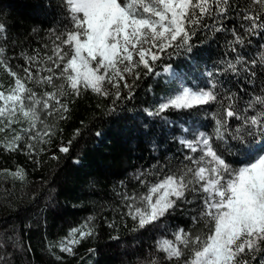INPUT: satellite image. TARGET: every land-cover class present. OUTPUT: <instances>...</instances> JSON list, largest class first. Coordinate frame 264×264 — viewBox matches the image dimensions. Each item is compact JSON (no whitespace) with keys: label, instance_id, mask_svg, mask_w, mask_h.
I'll list each match as a JSON object with an SVG mask.
<instances>
[{"label":"snow or ice","instance_id":"obj_1","mask_svg":"<svg viewBox=\"0 0 264 264\" xmlns=\"http://www.w3.org/2000/svg\"><path fill=\"white\" fill-rule=\"evenodd\" d=\"M60 7V27L49 30L51 44L44 45L49 50L43 57L39 52L21 53L25 64L17 72L0 47V68L12 77L8 87L0 83V133L5 134L0 148L29 156L43 152L39 146L52 142L55 121L67 119L71 98L82 90L108 96V84L119 100L122 85L131 98L141 69L144 75H158L157 62L178 50L191 55L198 34L230 32L232 39L226 43L236 55L222 60L224 67L216 73H207L205 87L181 84L145 110L168 123L169 111L218 105L212 134L201 131L191 139L181 138L179 143L191 153L183 157L187 163L138 173L134 178L143 191L120 197L123 216L134 222L133 231L158 225L183 205H196L191 221L200 227L177 228L171 239H158L155 252L162 255L153 254L147 264H253L258 256L264 259V87L241 106L238 93L223 90L216 78L219 72L243 73L251 81L257 67H264V53L257 60L238 52L246 37L264 38V0H61ZM233 17L240 23L229 29L226 22ZM164 72L181 75L171 64ZM232 121L238 122L235 128ZM68 145L61 144L59 152L68 153ZM228 156L241 160L234 165ZM3 171L25 179L22 168ZM92 220L71 229L60 251L74 255V246L95 234Z\"/></svg>","mask_w":264,"mask_h":264},{"label":"trees","instance_id":"obj_2","mask_svg":"<svg viewBox=\"0 0 264 264\" xmlns=\"http://www.w3.org/2000/svg\"><path fill=\"white\" fill-rule=\"evenodd\" d=\"M60 4L61 0H0V25L5 28L0 33V47L14 71L20 72L25 64L21 53L39 52L43 57L49 50L44 45L51 44L49 30L60 27ZM226 23L231 29L240 21L233 17ZM231 39L230 32L198 34L191 55L178 50L165 56L155 66L158 75H144L141 69L131 98H126L128 89L122 85L119 100L112 88L106 89L108 96L82 90L71 98L67 119L55 121L52 142L39 146L43 152L29 156L0 148V264H147L153 254L162 255L155 252L158 239H171L177 228H199L191 221L196 213L194 203L176 209L158 225L133 231L134 222L123 216L126 209L120 194L143 191L134 178L142 171L154 173L160 167L167 170L187 163L183 157L191 153L179 143L181 138L191 139L201 131L212 134V114L218 105L169 111L168 123L145 110H152L161 97L171 94L179 81L188 87H205L207 73H216L224 67L222 60L236 55L226 43ZM261 44V36H248L238 52L246 59L259 60L264 53ZM169 64L180 70L179 78L164 74ZM216 78L225 86L223 90L238 93L244 106L264 87V67H257V76L251 81L243 73L219 72ZM127 79L133 83L131 76ZM0 83L5 87L12 83L2 68ZM237 123L232 121L231 126L235 128ZM4 135L0 133V137ZM61 144L69 146L68 153L59 152ZM53 155L58 159H52ZM227 159L234 165L241 160L237 156ZM18 167L24 170V180L3 171ZM89 217L95 234L75 245L74 255L61 252L60 242ZM112 222L115 227L108 226ZM253 264H264V259L258 256Z\"/></svg>","mask_w":264,"mask_h":264},{"label":"rangeland","instance_id":"obj_3","mask_svg":"<svg viewBox=\"0 0 264 264\" xmlns=\"http://www.w3.org/2000/svg\"><path fill=\"white\" fill-rule=\"evenodd\" d=\"M164 74H168V75L173 76V74H171V73H165V72H164ZM181 84H183L182 81L177 82V88L180 87ZM183 86H184V85H183ZM106 89H107V90H110V89H111V85L106 84V85H105V90H106Z\"/></svg>","mask_w":264,"mask_h":264}]
</instances>
